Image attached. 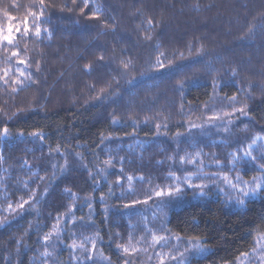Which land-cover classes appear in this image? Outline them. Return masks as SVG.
Returning a JSON list of instances; mask_svg holds the SVG:
<instances>
[{"label":"trees","instance_id":"1","mask_svg":"<svg viewBox=\"0 0 264 264\" xmlns=\"http://www.w3.org/2000/svg\"><path fill=\"white\" fill-rule=\"evenodd\" d=\"M4 124L0 264H145L146 219L204 245L188 264H235L264 236V191L240 208L165 197L162 220L123 204L145 200L147 182L175 186L179 159L212 152L220 131L233 137L225 156L264 136V0H0ZM126 176L145 181L127 195Z\"/></svg>","mask_w":264,"mask_h":264},{"label":"rangeland","instance_id":"2","mask_svg":"<svg viewBox=\"0 0 264 264\" xmlns=\"http://www.w3.org/2000/svg\"><path fill=\"white\" fill-rule=\"evenodd\" d=\"M229 131L230 128H227V130L220 131L218 134H216V137L220 138L219 142L215 143L213 139L211 140L210 144L213 145L212 152L205 151V148L203 150H198L197 146L195 145L196 150L190 151L188 155H186L183 163L181 162V159H179V168H177V171L179 172L175 173L180 177L179 182L172 179L173 173H169L170 177L167 183H175L173 185L181 183L179 186L181 187L182 191L179 193V195L183 201L187 200L188 198L196 201L204 197H210L212 193V196L221 195L231 207L240 208L243 207L250 198H255L260 194L261 191H258L256 194L249 193L247 196H244L239 191L233 190L230 187V183H237L236 177H240L242 181H248V187H251V181L253 177H256L259 181V179L264 176V166L260 163L262 160H264V155H261V152L264 151V136L253 137L252 139H256V144H252L251 139L246 142L244 147H238V149L228 152V154L225 156V152L219 153L217 148L221 146L222 150L224 151L230 148L231 142L222 137L224 135L227 139L232 140L233 137H231ZM191 139L196 140V137L191 136ZM138 144H143V147L148 146V144L145 142H138ZM246 151H251L253 155L256 156V159L253 160L251 157L244 155ZM173 154L176 156L179 154V150L173 151ZM171 160L173 161V159ZM190 160L193 162L189 163L188 161ZM247 163L254 166L257 171L253 174L245 173L244 166ZM171 165L172 163L169 165V167ZM189 176L193 178L194 184H205L209 186V188L206 189L205 195H201L200 190H197L195 187H188L184 184L185 178ZM127 177L128 176H126L124 179L122 190V192L127 195H129V193L134 190L137 181H145V179L141 177L135 178L132 176V181L129 182ZM225 177H227V179H224ZM147 183L149 185V190L146 199L151 196V192L154 193V191L161 189L152 187L150 182ZM239 186L245 187L244 184H240ZM159 199L162 198H156L153 195L152 200H149L148 204H145L147 206L146 209L150 213L151 220H162L163 215L165 217L163 203L157 204L155 201L153 202V200L157 201ZM238 199L243 200L244 204L238 203ZM151 202H153L154 206ZM151 225L152 223L146 219L144 227L148 238L145 236L140 237V242L143 243L141 246V252L145 255V259H143L142 262L145 264H160L161 259L165 261V264H174V262L171 260V257H178L179 253L174 252L175 249L173 250L172 246H179L180 252H185V247H187L188 251L185 252L183 264H188L190 259L200 256L205 252L204 248L201 251H197L193 247L192 243L185 244V240H178L175 237H170L169 233H167L165 230L164 233L162 232L161 227H158L156 230H154ZM166 241L169 242L164 244ZM195 243L200 244L199 242ZM235 264H264V236H259L255 242L253 251L250 254L243 256Z\"/></svg>","mask_w":264,"mask_h":264},{"label":"snow or ice","instance_id":"3","mask_svg":"<svg viewBox=\"0 0 264 264\" xmlns=\"http://www.w3.org/2000/svg\"><path fill=\"white\" fill-rule=\"evenodd\" d=\"M42 2H43V0H42ZM43 18H44V12H43V9H41V11H40V13H39L37 19H38V20H43ZM95 18H98V17H95ZM14 31H16V29H14ZM43 32H47V33L49 34V38H51V32L49 31V29H42V28L38 25L37 28H36V33H35L36 36H37V37H40V36L42 35ZM10 40H11V37H9V41H10ZM19 63H26V61H23V60H22V61H19ZM21 75H24V74L21 73ZM14 83H18V81H14ZM233 99H234V97H233ZM245 107H246V106H245ZM234 111H239V112L242 113V114L246 113V112H245V108L234 109ZM213 119H217V118L214 117ZM228 123L231 124L232 122L229 121ZM157 127H159V126H157ZM193 127H197V125H193ZM225 130H227V129H225ZM9 132H10V128H9V126H8L7 124H4V126L2 127V129H0V135H8ZM19 134H20V135H23L22 132L19 133ZM29 135H31V136H33V137H38L41 141H43V140L45 139V137L43 136V134L40 133V132H37V131H33V132L30 133ZM251 143H252V144H256V139H252ZM56 151H57V153H59V149H58V148L56 149ZM93 155H95V153H93ZM244 155L251 157L253 160L256 159V156H254L253 153H252L251 151H246V152L244 153ZM261 155H264V151L261 152ZM180 159H181V162H182V163H183L184 160H185V158H184L183 156H182ZM188 162H189V163H192L193 161L190 160V161H188ZM112 163H113V162H112L111 159L104 161V164L107 165V166H111ZM106 171H107L106 168H103V169L100 170V172H106ZM121 171H123V170L121 169ZM97 174L99 175L100 173L98 172ZM121 179H122L121 176H117L116 181H115V186H116V187H119V185L122 184V183H121ZM172 179H174V180H176V181L179 182L180 177L177 176L176 174H173ZM224 179H227V177H225ZM127 180H128L129 182H131V181H132V176H128V177H127ZM236 180H237V183H230V187H231L233 190H235V191H239V192L242 193L244 196H247L249 193H251V194H256L258 191H264V176H262V177L259 179V181L257 180L256 177H253V178H252V181H251V184H252L251 187H248V183H249L248 181H242V180L240 179V177H236ZM179 184H181V183H178V184H176L175 186H173V187H169V188H167V189H165V188H161L160 190H156V191H154V193L151 192V196H150L148 199H145V200H143V201H141V200H134V201H132L131 203H125V204H123V208H132V207H135L137 204H148L149 200H152L153 195H154L156 198H165V197H169V196H173V195L179 194V193L182 191V189H181V187L179 186ZM184 184L187 185L188 187H195L197 190H200V194H201V195H205V194H206V189L209 188V186H208V185H205V184H194V183H193V178H192L191 176L185 178V180H184ZM240 184H244L245 187H240V186H239ZM109 194H110V195H114V192L112 191L111 188L109 189ZM70 195H71V193H70ZM122 195H123V194H122ZM103 198H104V197H103V194H102V195H101V200H103ZM154 201H156V200H153V202H154ZM237 202L240 203V204H244V201H243V200H240V199H238ZM25 203H27V201H24L23 203H20V204H19V208H20V209H23ZM92 206H93V205H92V202L89 201V202H88V208L91 209ZM9 208H11V205H9ZM49 239H50V234L44 236V241H45V242H48ZM58 239H59V236H58ZM161 239H163V238H161ZM177 239L179 240L180 237H177ZM168 242H169V241H166L164 244H167ZM184 243H185V244H187V243H192V244H193V247H194L197 251H201V250L203 249V247H204V245H201V244H197V243H195V240H193V241H186V242L184 241ZM69 247H71V248H73V249L79 248L80 250H83V251L87 252V249H86L84 243H81V244L77 245V244L75 243V241H73V242L69 245ZM95 247H96V245H95V242L93 241V250H95ZM119 247H120V246H118V248H119ZM172 247H173V250L175 249L174 252L179 253V256H178V257H177V256H172V257H171V260L174 262V264H183V261H184V258H185V252L188 251L187 247H185V252H180V248H179V246H172ZM123 253L128 254V253H129V248H128V247H124V248H123ZM158 255H160V254H158ZM87 259H88V260H93V257L91 256V254L87 255ZM93 264H95L94 261H93ZM108 264H111V261H109ZM124 264H132V261H131V260H126V261L124 262ZM160 264H165V261H164L163 259H161V260H160Z\"/></svg>","mask_w":264,"mask_h":264}]
</instances>
